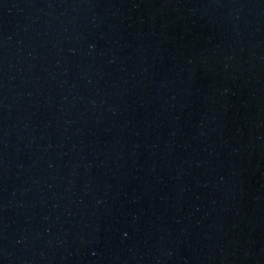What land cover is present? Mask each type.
Returning a JSON list of instances; mask_svg holds the SVG:
<instances>
[{
	"label": "water",
	"instance_id": "95a60500",
	"mask_svg": "<svg viewBox=\"0 0 264 264\" xmlns=\"http://www.w3.org/2000/svg\"><path fill=\"white\" fill-rule=\"evenodd\" d=\"M0 264H264V0H0Z\"/></svg>",
	"mask_w": 264,
	"mask_h": 264
}]
</instances>
